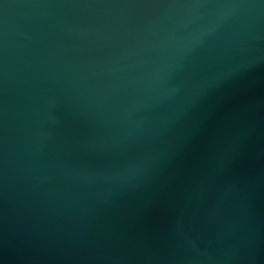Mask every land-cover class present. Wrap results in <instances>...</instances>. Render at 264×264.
<instances>
[{"label":"water","instance_id":"1","mask_svg":"<svg viewBox=\"0 0 264 264\" xmlns=\"http://www.w3.org/2000/svg\"><path fill=\"white\" fill-rule=\"evenodd\" d=\"M0 264H264V0H0Z\"/></svg>","mask_w":264,"mask_h":264}]
</instances>
